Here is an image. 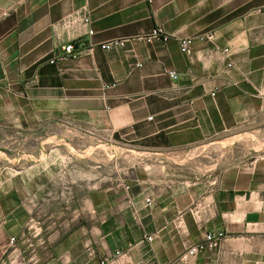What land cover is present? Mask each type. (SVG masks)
Instances as JSON below:
<instances>
[{
	"label": "crops",
	"instance_id": "1",
	"mask_svg": "<svg viewBox=\"0 0 264 264\" xmlns=\"http://www.w3.org/2000/svg\"><path fill=\"white\" fill-rule=\"evenodd\" d=\"M82 8L93 32L56 40L53 24ZM155 27L168 39L137 38ZM206 30L212 42L194 40L191 56L179 49L177 37ZM70 38L93 48L51 63ZM262 112L264 0H0V147L17 133L69 125L158 161L95 183L73 228L20 239L19 190L34 187L32 170L2 179L0 148V264H99L127 249L118 264H160L208 232L224 235L187 264H264V154L199 174L163 163Z\"/></svg>",
	"mask_w": 264,
	"mask_h": 264
},
{
	"label": "rangeland",
	"instance_id": "2",
	"mask_svg": "<svg viewBox=\"0 0 264 264\" xmlns=\"http://www.w3.org/2000/svg\"><path fill=\"white\" fill-rule=\"evenodd\" d=\"M0 148L2 179L9 170H32L34 187L19 190L22 196L19 213L24 215L20 239L73 228L88 211L87 193L95 183L120 182L144 161L158 162L153 157L141 160L126 145L69 125L53 124L27 134L17 133L15 141L2 139ZM261 154H264V112L232 131L167 154L163 163L181 162L184 173L199 174ZM17 179H21L20 174Z\"/></svg>",
	"mask_w": 264,
	"mask_h": 264
},
{
	"label": "built area",
	"instance_id": "3",
	"mask_svg": "<svg viewBox=\"0 0 264 264\" xmlns=\"http://www.w3.org/2000/svg\"><path fill=\"white\" fill-rule=\"evenodd\" d=\"M90 23H91V18L89 13L85 10V8L67 13L59 20H57L52 26L54 30L55 39L56 40L60 39L62 34L65 33H68L70 35H77L84 27H86L87 32L91 34L93 30L90 28ZM168 37L169 35L166 34L161 27H155L148 34H145L143 36H138L137 38L142 39L146 42H151L152 40L158 38L166 40L168 39ZM213 38H214L213 32H211L210 30H206L190 36L177 37V42L179 49L188 56H191L192 43L194 40L198 39L201 41L212 42ZM125 40L126 38L109 40L100 43L99 47L104 50H110L115 45L124 44ZM77 41L78 39L76 38H70L69 40L64 42L62 45L59 46L60 51L56 50L55 54L49 61L51 63H54L66 58H77L83 53L90 52L92 50L93 48L92 45L84 46L82 44H79ZM226 51L227 49L221 50V52H226ZM137 65L140 64L138 63ZM228 65H230V63H228ZM168 73L174 79L177 77V73L174 71H168ZM212 94H214V92ZM124 187L128 188L127 185H125ZM145 203L147 206L151 204L150 197L145 198ZM223 235L224 234L221 232H208L205 235L204 241L191 244L177 258L160 264H187L189 258L195 256L198 252L206 248H212L216 246L218 244V241L223 237ZM145 238L148 241H150L152 239V235H148ZM14 239H15L14 237H11L10 243H12ZM130 245L131 244H129V247ZM86 250L87 253L91 256L95 254V249L92 244H88L86 246ZM127 250L126 251L116 250L113 256L103 257L99 261V264H118L117 260L125 256L127 254Z\"/></svg>",
	"mask_w": 264,
	"mask_h": 264
}]
</instances>
